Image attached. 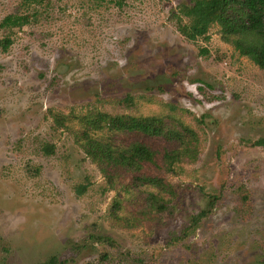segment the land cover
Listing matches in <instances>:
<instances>
[{
	"label": "rangeland",
	"instance_id": "1",
	"mask_svg": "<svg viewBox=\"0 0 264 264\" xmlns=\"http://www.w3.org/2000/svg\"><path fill=\"white\" fill-rule=\"evenodd\" d=\"M185 5L0 0V264H264V69L217 23L184 36ZM98 114L163 117L196 138L94 125ZM89 140L147 144L143 172L173 193L94 159ZM151 192L166 210L148 208Z\"/></svg>",
	"mask_w": 264,
	"mask_h": 264
},
{
	"label": "trees",
	"instance_id": "2",
	"mask_svg": "<svg viewBox=\"0 0 264 264\" xmlns=\"http://www.w3.org/2000/svg\"><path fill=\"white\" fill-rule=\"evenodd\" d=\"M195 3V6L185 5L181 8L182 14L189 17V24H184L182 19L179 23V30L184 36L190 40H196L202 36L208 38L207 32L210 26L217 23L220 25L225 39L231 41L241 55L249 56L260 68L264 69V0H195ZM19 23L11 22L9 25L13 26ZM204 51L208 50L204 49ZM100 120H105L113 128L120 130L159 135L168 129L169 133L180 138L187 135L196 138L195 132L183 123L181 128L177 130L165 128L166 122H164L163 117L158 116L136 117L98 114L90 122L96 125V122ZM191 138L188 139V145L182 150L166 154L170 164L178 161L182 154V156L189 155L187 147L192 142ZM253 144L264 147V138L254 141ZM44 149L49 151L53 149V146L46 145ZM84 149L94 159L107 162L109 164L107 167L122 166L134 171L137 175L134 177L135 183L152 184L162 191L173 193V186L161 175L143 172L145 163L153 161L155 156L153 150L143 142L135 141L126 148L115 150L113 147L102 144L97 140H89L84 145ZM85 190L86 187L80 185L77 193L83 194ZM214 200L215 197L211 200V206L214 204ZM147 202V206L151 211H163L168 208V201L154 192L149 193ZM120 205V202L116 200L114 212ZM211 206L204 209L195 219L207 215Z\"/></svg>",
	"mask_w": 264,
	"mask_h": 264
}]
</instances>
